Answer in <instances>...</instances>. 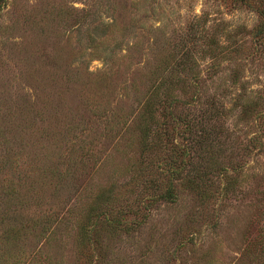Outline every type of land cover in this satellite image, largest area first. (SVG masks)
Wrapping results in <instances>:
<instances>
[{
	"label": "rangeland",
	"instance_id": "374dc122",
	"mask_svg": "<svg viewBox=\"0 0 264 264\" xmlns=\"http://www.w3.org/2000/svg\"><path fill=\"white\" fill-rule=\"evenodd\" d=\"M0 264H264V0H4Z\"/></svg>",
	"mask_w": 264,
	"mask_h": 264
},
{
	"label": "trees",
	"instance_id": "16d2710c",
	"mask_svg": "<svg viewBox=\"0 0 264 264\" xmlns=\"http://www.w3.org/2000/svg\"><path fill=\"white\" fill-rule=\"evenodd\" d=\"M4 0H0V7L2 5ZM179 67L183 70H185L188 65L187 62H184L183 60L179 63ZM169 78V79H168ZM165 79H167L165 82V84H163L161 86V89L163 91V87H164V95H165V99H166V103L168 104V113L164 116V120L162 121V123L159 124L160 130L162 132H165L167 130L171 131L174 130V137L178 138V140L183 141L184 137H183V130L182 129H187V131H191L193 125L186 120V118L181 117L180 115H175L173 113V109H175V105L177 103H179L178 98L176 97V95H174L171 91V85L174 83H181L182 87H184L186 85V79L185 78H180V77H175L174 72L171 73L170 75H168L167 77H165ZM168 83V85L165 88V85ZM161 94L159 93V91H157L156 93V98L160 97ZM194 98V99H193ZM192 98V101L195 105V103L198 102V98L199 96L196 94H194ZM188 103V102H187ZM192 103V104H193ZM191 104V103H190ZM199 124V121L196 123L194 120V127H197ZM199 138L200 141L206 142L207 138H209V133L208 130L205 129L204 127L201 129V131H195L194 130V141L195 139ZM198 140V139H197ZM178 142L173 141L174 143V152L176 153V160L170 163H167V161H165L164 163H167L166 166H168L167 168H163V169H167V176L169 178L170 181H172V177H181L185 174V170L189 171L190 169V151H191V143H182V142ZM193 171V170H191ZM194 175V171L192 172ZM186 176V174H185ZM195 178H199L200 180H202L204 177L202 174H198L197 177ZM200 185V183H199ZM204 187V186H202ZM158 197L160 198H164L166 200H173L175 197V191L174 188L169 187L166 190H161L157 193ZM108 196H106L105 198H107ZM104 198V199H105ZM149 200H153L156 201V199H154V197H151ZM97 219H101L103 217V215H99L97 214ZM105 216V215H104ZM105 218H107L105 216ZM108 219V218H107ZM90 231V230H89ZM91 232H93V229L91 228Z\"/></svg>",
	"mask_w": 264,
	"mask_h": 264
}]
</instances>
